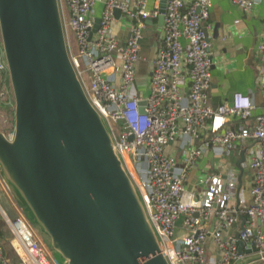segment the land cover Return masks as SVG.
Masks as SVG:
<instances>
[{
	"label": "built area",
	"instance_id": "2783aa9c",
	"mask_svg": "<svg viewBox=\"0 0 264 264\" xmlns=\"http://www.w3.org/2000/svg\"><path fill=\"white\" fill-rule=\"evenodd\" d=\"M260 1L233 0L243 11ZM57 2L70 62L109 131L168 264H264V113L253 116L252 97L240 92L212 104L203 24L213 0H166L160 45L143 88L135 84L134 65L142 32L158 9H150L148 0ZM113 26L125 32L124 43H118ZM257 50L264 103V31ZM5 72L0 35V73ZM7 94L4 88L0 97ZM6 136L11 139L13 132ZM208 149L215 157L237 152L241 169L234 162L224 173L201 170L190 182V171ZM244 170L252 177L250 199L240 185ZM9 209L10 214L0 204V264H67L54 259L17 204L10 201Z\"/></svg>",
	"mask_w": 264,
	"mask_h": 264
},
{
	"label": "water",
	"instance_id": "95a60500",
	"mask_svg": "<svg viewBox=\"0 0 264 264\" xmlns=\"http://www.w3.org/2000/svg\"><path fill=\"white\" fill-rule=\"evenodd\" d=\"M0 35L14 98L0 175L51 249L67 264H168L70 62L57 0H0Z\"/></svg>",
	"mask_w": 264,
	"mask_h": 264
},
{
	"label": "crops",
	"instance_id": "0c3cea01",
	"mask_svg": "<svg viewBox=\"0 0 264 264\" xmlns=\"http://www.w3.org/2000/svg\"><path fill=\"white\" fill-rule=\"evenodd\" d=\"M159 3L160 0H148L150 9H158ZM203 28L208 37L212 61L211 87L209 90L212 104L215 105L229 100L232 93L240 92L252 97L256 105L253 116L264 113V103L260 98L259 92L258 64L260 60L257 50L260 35L264 31V0L258 2L249 11H243L238 8L233 0H213L209 17L203 24ZM157 30L158 33H156ZM145 31H154L155 33V45L150 54V59L152 58L153 60L161 41V25L158 24V17L150 18L147 21ZM151 70L152 62L147 77ZM247 122L248 125H251L253 118L251 120L248 119ZM247 143L252 145L250 141ZM240 158L241 155L237 152L230 157H215L211 150L208 149L197 160V166L190 171L189 181H194V178L199 176L201 170L224 173L231 164L234 162L236 164V161ZM251 183L250 172L244 170L240 185L246 199L251 198ZM2 190L3 182H0V191ZM12 197L14 198L13 195ZM15 201L18 203L17 200ZM21 210L24 213L25 209L23 207ZM238 230L239 226L236 224L231 232L235 234ZM208 247L211 253L212 244L208 243Z\"/></svg>",
	"mask_w": 264,
	"mask_h": 264
},
{
	"label": "rangeland",
	"instance_id": "374dc122",
	"mask_svg": "<svg viewBox=\"0 0 264 264\" xmlns=\"http://www.w3.org/2000/svg\"><path fill=\"white\" fill-rule=\"evenodd\" d=\"M113 29L117 32L118 43L119 44L124 43L125 32H123L121 29L117 30V26H113ZM156 33H158V30L156 31ZM159 33H160V31H159ZM142 35H143L142 40L140 42V45H141L140 58L135 62V65H134L135 84L139 88H143L146 84V81H147L146 77H147V74L149 72V68L151 67V60H152V58L150 59V54L152 53V48L155 45L154 40L156 38L154 31H145L144 30L142 32ZM70 36H72V34ZM6 91L8 92V94H7L8 95V101H6V103L0 105V130L3 131L6 135H8V134L12 133L14 130V112H13L14 107L12 104V97H13L12 90L8 86H6ZM260 98H261V95H260ZM2 99H4L3 96H2ZM261 100H262V98H261ZM176 146H177V141H175L172 146H169L168 148H166L164 150V153L168 154ZM0 182H3L1 175H0ZM3 184H4V182H3ZM5 189H6V192L0 191V204L5 209H7L9 214L11 213V211L9 209L10 201L16 203L19 210H21L22 207L15 201L16 199L14 200V198L11 195V192L7 188H5ZM13 213L14 212H12V214ZM24 214H25L26 218L28 219V221L30 222V224L33 226V228L35 230H37V232L39 233V237H40L41 241L43 242L44 246L50 252H52L54 259L59 263L64 262V259L60 256V254L51 249L49 239L39 231L38 227L34 223L32 216L30 215V213L28 211L24 210Z\"/></svg>",
	"mask_w": 264,
	"mask_h": 264
},
{
	"label": "trees",
	"instance_id": "16d2710c",
	"mask_svg": "<svg viewBox=\"0 0 264 264\" xmlns=\"http://www.w3.org/2000/svg\"><path fill=\"white\" fill-rule=\"evenodd\" d=\"M4 78H5V80H4ZM9 83H10L9 75H7V72L0 73V92H1V90H4V88L6 89V86H8L11 89V85ZM12 95H13V93H12ZM6 101H8V95L6 97H4V99H2V97H0V105L6 103ZM12 102L14 103L13 97H12Z\"/></svg>",
	"mask_w": 264,
	"mask_h": 264
}]
</instances>
